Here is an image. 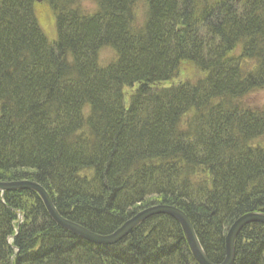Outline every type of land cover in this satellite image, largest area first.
I'll list each match as a JSON object with an SVG mask.
<instances>
[{"label":"trees","instance_id":"1","mask_svg":"<svg viewBox=\"0 0 264 264\" xmlns=\"http://www.w3.org/2000/svg\"><path fill=\"white\" fill-rule=\"evenodd\" d=\"M43 1L53 11L59 10V1L68 7L56 12L61 14L56 48L41 35L36 17L38 0L0 1V98L4 99L0 109V182H36L46 189L63 217L98 234H110L147 207L145 189L158 190L149 200L166 203L175 185L184 183L193 173L203 184L208 180L209 186H217L216 192L205 196L201 190H192V194L186 191L190 199H204L200 202L181 197L193 203H183L185 213L207 255L217 262L224 256L225 237L237 218L253 209H264V184H252L255 179H264V150L256 147L245 152L230 164L227 175H222L219 167L210 166L213 161L209 156L214 145L224 156L238 150L234 140L251 139L253 145L254 126L264 132V108L252 111L244 107L257 117L250 121L239 117L231 123L216 115L207 118L205 111L203 139L191 142L186 155L193 164L192 171L178 178L162 163L174 157L183 142L181 134L169 129L196 102L193 91L207 89L222 98V93L243 91L251 83L252 91L264 90L262 8L252 4L239 7L235 0H224L225 5L216 6L195 25L189 24L194 0H154L156 16L147 24L149 32L139 31L130 37L123 15L133 0H104L109 9L103 15L83 18L69 8L72 0ZM179 22L189 26L186 37L174 33ZM250 36L257 39L245 46L243 55L258 62L256 84L253 78L241 75L240 67L222 64L232 41ZM133 41L144 48L133 46ZM106 42L115 44L124 56L116 70L96 62V53ZM183 55L196 58L204 67H218V73L217 68L213 72L215 80L204 86L197 84L191 95L177 90L178 95L171 96L176 88L172 87L166 90L168 93L158 90V94L167 93L160 101L153 97L147 102L133 101L129 112L119 107L122 99L118 88L122 83L141 82L139 91L145 85L168 83ZM63 77L69 79L63 81ZM240 77H245L242 83ZM85 101L94 122L100 120L102 127L98 132L103 140L93 153L85 152L78 143L83 141L72 133ZM141 111L152 114L153 120L139 124ZM172 149L175 151L169 152ZM154 155L156 164L152 163ZM83 166L93 173L92 182L76 179V170H84ZM132 179L139 188L130 187ZM258 227L245 228L238 235L236 264H264V227L262 232ZM0 264L197 262L180 225L171 217L154 216L120 243L97 245L56 225L37 193L12 191L0 195Z\"/></svg>","mask_w":264,"mask_h":264},{"label":"bare ground","instance_id":"2","mask_svg":"<svg viewBox=\"0 0 264 264\" xmlns=\"http://www.w3.org/2000/svg\"><path fill=\"white\" fill-rule=\"evenodd\" d=\"M235 1L239 7L248 6V5L252 4V5H255L256 7L262 8V17L264 19V0H235ZM85 2H87L91 5L89 7H85V4H84ZM154 2H155L154 0H133L129 4V7H128L129 9L126 8L124 10L125 15H123V14L122 15L124 16V19L126 22V29L129 31L128 34L130 35V37L137 36L138 34H136V33L139 31L147 30L149 32L147 24L150 25L153 22L152 20L154 19V16H156V11H155L156 7L154 5ZM58 3H60L59 4V6L61 7V8L59 7L60 11H62V9L65 10L68 8V7L66 8L65 3L62 1H59ZM225 4L226 3H224V0H194L193 8L191 10L192 11V13H191L192 19L189 21V24L198 25L199 23H202L204 21V19L214 11V8L216 6L225 5ZM86 6H88V5H86ZM69 8H71V10L76 15V17H79V18H83V17H87V16L93 17L94 15H97L99 13L101 15H103L105 13V11L109 9L107 4L104 3V0H72V3H71V5H69ZM138 8L140 9L139 11H137ZM59 10H54V11L58 12ZM60 18H61V14H55V20L54 21H55L56 32H59L58 24H59ZM173 30H174V33H176L180 37H186L188 30H189V26L186 24H183L182 22H179L178 24L176 23V27H174ZM260 30H263V35H264V23H263V29L260 28ZM41 35H43L48 40V37L46 36V34L43 30L41 31ZM142 35H144V34H142ZM261 35H262V33L260 34V36L258 38H261L262 37ZM141 37H144V36H141ZM256 39H257L256 37L254 38L252 36H250L248 38L243 37V38H240L237 40L234 39L232 41V43L230 44V46L227 48L225 55L222 57L223 58L222 59L223 65L228 64V62H229L230 64H234V66H236V69H239V67H240V69L242 71L241 75L245 76L246 78H248V77L253 78L254 84H256L258 81V79L255 77V76H257V73L255 72V70H256V68H258V62L256 60L248 59V58L244 57L243 54H244L245 46L251 44L250 43L251 40H256ZM48 45H50L51 47L53 46L55 48L57 47V45L53 44V43H48ZM133 46L138 47L139 49L144 48L141 46V43L137 42V41L136 42L133 41ZM104 50H111L114 53L112 56V57H114L113 60L108 58L109 59L108 61H110L109 63L107 62L108 64L106 62L103 63V61L101 59V53ZM122 57H124V56H122V52H120V50L118 49V47L115 44L106 42V43L102 44V48L100 49L99 53L98 52L96 53V62L103 68L110 67V70H113V69L116 70V68L118 66V62H119V60L120 61L122 60ZM240 60H241V62H240ZM251 63H252L251 68L248 69V65ZM243 66H245L246 68L244 69ZM216 68H217V73H218L219 68L216 66L214 67V66L208 65V66L204 67L203 64L200 63L196 58H192V57L186 56V55L180 56L179 59L177 60L175 69L171 73L172 77L170 78L169 82L167 83V85L165 87H158V86H153L152 84H149V85L144 86V90L139 91L140 86H141V82L122 83L118 88L120 99H122V103L120 102L119 107L121 106L123 111L129 112L130 106L132 105L133 101L134 102L135 101L147 102L151 97H153L154 98L153 100H155V101H160L168 93L166 90L169 88H172V87L173 88L176 87V88L173 89V91L175 93L172 91L173 93H171L172 94L171 96H175V94L178 95V93L180 91H181L180 94L182 93V94L188 95L187 92L188 91L190 92V90H192V88H195V87L198 88L197 84L204 86L208 83H212L215 80V76H214L213 72L216 73ZM245 77H243V78H245ZM240 78L241 79H240L239 83H242V81H244V79L242 77H240ZM67 79H69V78L63 77V81H66ZM153 87L154 88L158 87L159 89H154ZM252 89H253V84L251 83V85H249L243 91L238 92L235 90V92L233 94L222 93L223 94L222 98L217 97V96L209 93L207 89H203V90L199 91L198 93L196 91H193V94L195 93L197 95V96L195 95L196 96V102H194V104L192 106H190L189 110L187 109V110L183 111L181 113L182 115L178 116V118L176 119L175 126L171 127L169 129V132H171V133L181 134L182 136H180V137L183 138V142L179 143L180 148L177 149L176 151L173 149L171 151H169V152L175 151L174 157L170 156V158L167 162H164V159L166 158V156L162 157L163 162H164L162 164H166L167 165L166 168L167 167L169 168L167 170H171L173 172V174H177L178 178H181L182 176H184V174L189 172V170L192 171L193 164L190 162V159L187 158L186 155L188 154L189 150L191 149L190 148L191 142H195L196 140L201 141L203 139L204 133L201 131L202 130L201 124H202V120H203L204 115H205L204 114L205 111L208 112L206 115L207 118H210L211 115L213 117L216 115V117H218L219 119H222V120L230 122V123L235 122V120H237V118H239V117L240 118L244 117L248 121H250L251 118L257 117L256 114L250 113L246 109H244V106H247V108L249 110L256 111L255 109L249 108V106L255 107L254 104H248L245 101L249 95L255 93L254 91H252ZM158 90H160V91L163 90L167 93H163L164 95L158 94ZM177 90L179 92H177ZM143 92H145V93H143ZM191 93L192 92H190L189 94L191 95ZM3 100L4 99L0 98V109H1V106H3V102H4ZM87 104H88V102H86V101L83 104H81V106H80L81 108L79 110V114H78L79 116H78V120H77L78 122H77V124H75V127L72 130V133H74L76 135L77 139H81L83 141V142H78V143L80 144V147L83 150H85V152L93 153L96 149H98L97 147L101 144V142L103 140V134L101 132H98V130L100 128H102L99 126L100 120L94 122V118H92V116H93L92 110L90 109V107ZM141 112H142V114L140 115L139 121H138L139 124L145 125L146 124L145 120L148 119L149 122L153 120L152 114H150L147 111H141ZM93 122H94V124H93ZM262 123L264 126V121ZM94 125H96V126H94ZM258 127L259 126H254V132L255 133L253 134L254 138L252 139V141L253 140H255V142L259 141V145H255V144L251 145L250 144L251 139L248 142H242V141L234 140L238 144V150L232 149L229 152L230 154L227 153L228 155H226V156H224V152L221 149H216L217 147L214 145L212 147V151H211L212 154H210V156H209V158L213 161V162H211L210 166L212 168H218L219 167L221 172L223 173L222 175H224V174L227 175V173L229 172L228 168L230 167V164L236 162L234 160H237L238 158L243 157L245 152L247 154L248 152L256 150V147H259V149L264 150V132L262 130H259ZM261 128H262V125H261ZM140 129L141 128L139 127L138 130H140ZM101 130L105 131V129H101ZM240 138H241V135H240ZM129 145H131V144H129ZM160 155H162V154H159L158 156H160ZM143 157H148V155H145ZM143 159L144 158H142L141 161ZM141 161H140V163H141ZM152 161H153L152 163H154V164L158 163V158L156 157V155L152 156ZM142 162H144V160ZM159 165L160 164H158V166ZM170 166H174V169L171 168ZM83 169L84 170H81V169L76 170L77 171L76 174L78 176V177H76V179L87 180V182L88 181L92 182L91 179H92L93 173L91 171L87 170L86 167H84ZM188 178L189 179H187L184 183L179 182L180 179L177 180L179 183H177L175 185V187L173 189V191H174L173 193H171V191L165 192V190H160L161 192L164 191L165 193L169 192L168 198H170V200L168 201L167 198H165L166 203H164L163 200L157 201V202H152L151 200H149V198H150L152 193H154L155 191H158V190L154 189V188L152 190L145 189L144 194L147 196V201H146L147 207H145V209L146 208L147 209L155 208L154 211L158 212L159 207L164 206V207H166V209L169 212V213L165 214V216L173 218L172 215H170V214L177 213V212L185 213V209L183 208V205H184L183 203H185L186 205H188V204L193 205V203H190V201H189V203H186L185 200L190 199V197L188 198V196L185 195L186 191H187V193L192 194L193 193L192 190H196L197 192L199 190H201L200 194L205 196L207 194H212V192H216V190H217V186H214V185L209 186L208 180H206L203 184L202 183L203 180L201 179V177H199V176L195 177L193 173L190 174V176ZM17 181H22V180L21 179L20 180H14V182H17ZM29 181H31V180H29ZM262 183L264 184V179H260V180L255 179L252 184L254 187H258V186H261ZM130 187L139 188L137 181L132 179L130 181ZM14 189H15L14 191H16V192H18V191H30V192L36 193L33 190H18V187H16V186L14 187ZM10 192H12V191H10ZM213 195L215 196V194H213ZM238 196L240 197V195H238ZM1 197H3V196H1ZM181 197L183 199L185 198V200L183 201V199ZM205 198H207V197H205ZM193 199L191 197L190 200L191 201L199 200V202H200L201 201L200 199H203V198H197L194 200ZM195 202H197V201H195ZM148 204H150V205H148ZM144 210H140L139 212L144 211ZM249 213H254L255 217L251 218L252 223H248V222L244 223L243 222V227L242 228L240 227L239 234H241V232L245 228L254 229L255 227L259 226L258 228L261 230V228L264 227V209H260V208L259 209H253V210H251V212L244 213V215H247ZM159 215L160 214H158V215L155 214L154 216H159ZM244 215L242 214L241 216H244ZM154 216H152V217H154ZM186 216H187V214H186ZM152 217H150V218H152ZM150 218H148L147 220H149ZM51 220H52V218H51ZM129 220H131V218L126 220L122 224V226L125 225ZM189 220H190V218H189ZM69 221H72V220H69ZM72 222H74V221H72ZM145 222H143L142 224H144ZM55 224L58 225L57 223H55ZM142 224L138 225L137 227H134L130 233H132L136 228H138ZM81 226H83V225H81ZM59 227L62 228L61 226H59ZM83 227L86 228L85 226H83ZM237 227H239V225H237ZM62 229H64V228H62ZM86 229H88V228H86ZM88 230L91 231L92 233L98 234V233H96L90 229H88ZM181 230L183 232V229H181ZM68 232H70V231H68ZM114 232H112V233H114ZM261 232H262V230H261ZM112 233H110V234H112ZM130 233L125 238L121 239V241L125 240L130 235ZM110 234H99V235H110ZM183 234H184V232H183ZM184 237H185V235H184ZM82 240L93 243L91 241H88V240H92V238L82 239ZM121 241L117 242L116 244L120 243ZM93 244H95V243H93ZM225 246H226V240H225ZM236 246H237V240H235V248H234L235 249V255L233 256L232 259H229L226 256V247H225L224 256L222 258L218 259L217 262L212 261L209 258V256L207 255V253L203 247H202V249H203L204 254L206 255V257L208 259V263L210 262L211 264H236V262H237ZM190 252H191L193 259L197 262V264H202L199 261V259L193 255L191 249H190Z\"/></svg>","mask_w":264,"mask_h":264},{"label":"water","instance_id":"3","mask_svg":"<svg viewBox=\"0 0 264 264\" xmlns=\"http://www.w3.org/2000/svg\"><path fill=\"white\" fill-rule=\"evenodd\" d=\"M18 187V190H33L35 191L38 196L40 197L42 203L44 204L47 213L49 214L50 218L57 223L59 226L64 228L67 231H70L75 236H78L82 239H88L92 238L91 241L98 245H114L117 242L121 241V239L125 238L134 227H137L138 225L145 222L148 218L154 216L155 214L158 215H165L168 212L166 207L161 206L159 207V211H154L153 209H145L144 211H141L137 213L135 216L131 218L125 225L118 228L114 233L110 235H99L92 233L88 229L84 228L78 223L69 221L65 217H63L58 210L56 209L53 200L49 193L46 191L44 187H42L40 184L29 181V180H22V181H11V182H0V193L3 195L6 192L14 191V187ZM172 217L180 224L181 228L183 229L184 235L186 237V241L195 257L199 259V261L202 264H211L208 263V259L206 255L204 254V251L202 249V246L198 240V237L195 233L194 227L189 220V218L186 216L185 213H173L170 214ZM255 217L254 213H249L247 215H244L237 219V221L231 226L230 230L227 233L226 236V256L229 259H232L235 255V240H237V237L239 235V229L240 227H243V222L246 223H252L251 218ZM262 218V217H261ZM239 225V227H237Z\"/></svg>","mask_w":264,"mask_h":264},{"label":"rangeland","instance_id":"4","mask_svg":"<svg viewBox=\"0 0 264 264\" xmlns=\"http://www.w3.org/2000/svg\"><path fill=\"white\" fill-rule=\"evenodd\" d=\"M84 4H85V7H89L91 5L87 2H85ZM68 5H70V4H68ZM86 5H88V6H86ZM139 10L140 9L138 8L137 11H139ZM55 14H56V12L53 11L45 1H43V0L38 1L37 5H36V17H37V20L39 22L40 29L45 32L46 36L48 37V42L53 43V44H57V40H58V33L56 32L55 21H54L55 20ZM113 54L114 53L111 50H104L101 53V59H102L103 63L104 62L109 63L110 61H108L109 60L108 58L113 60V58H114V57H112ZM251 65H252V63L248 65V69L251 68ZM243 67H244V69L246 68L245 66H243ZM166 85H167V83L161 84L159 87H165ZM154 89H159V88L156 87ZM245 101L248 104H254L255 107L249 106V108H251V109H255L256 111L263 109L264 108V90H259V91H256L254 94L249 95ZM244 107L247 108V106H244ZM252 144L259 145V141L255 142V140H254L252 142ZM198 172L201 173L202 175H205L204 174L205 172L203 173V171H201V170H198ZM207 176H208V174H207ZM231 226H230V228H231ZM230 228H229V230H230Z\"/></svg>","mask_w":264,"mask_h":264}]
</instances>
